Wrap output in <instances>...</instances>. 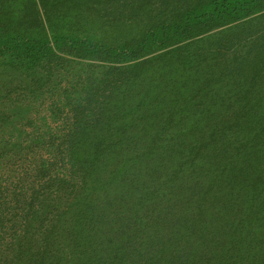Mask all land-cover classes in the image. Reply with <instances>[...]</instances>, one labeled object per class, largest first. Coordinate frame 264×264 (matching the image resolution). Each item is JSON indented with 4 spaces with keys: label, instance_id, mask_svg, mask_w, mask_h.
I'll return each mask as SVG.
<instances>
[{
    "label": "trees",
    "instance_id": "16d2710c",
    "mask_svg": "<svg viewBox=\"0 0 264 264\" xmlns=\"http://www.w3.org/2000/svg\"><path fill=\"white\" fill-rule=\"evenodd\" d=\"M0 264H264V0H0Z\"/></svg>",
    "mask_w": 264,
    "mask_h": 264
}]
</instances>
